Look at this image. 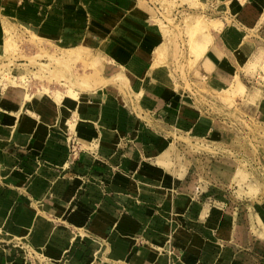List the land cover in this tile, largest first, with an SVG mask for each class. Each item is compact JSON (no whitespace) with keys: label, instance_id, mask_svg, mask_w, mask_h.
Returning <instances> with one entry per match:
<instances>
[{"label":"crops","instance_id":"crops-1","mask_svg":"<svg viewBox=\"0 0 264 264\" xmlns=\"http://www.w3.org/2000/svg\"><path fill=\"white\" fill-rule=\"evenodd\" d=\"M195 2L220 25L183 79L157 1L0 0V44L18 25L126 80L60 102L0 89V264H264V195L235 181L262 190V144L223 159L178 139L233 128L212 105L237 82L263 131L264 0Z\"/></svg>","mask_w":264,"mask_h":264},{"label":"rangeland","instance_id":"rangeland-1","mask_svg":"<svg viewBox=\"0 0 264 264\" xmlns=\"http://www.w3.org/2000/svg\"><path fill=\"white\" fill-rule=\"evenodd\" d=\"M151 1H157L158 6L163 11L161 14L166 24L165 28L173 41V56L184 79L185 68L190 71L195 66L190 59H193V56L195 58L200 57L204 51L205 44L201 43L204 40L202 33L208 31L211 25L217 27L220 22L216 21L215 23L213 21V23L210 21L208 23L205 21L204 19H208L205 15H202L205 13L198 11L199 4L195 0ZM0 45V89H20L24 100H31L33 94L35 95L36 93L37 95H50L54 99V96L58 95L59 97H56L55 101L60 102L64 96L76 99L77 92H90L107 83L113 84L118 81L121 87L125 85L126 80L123 75L106 74L97 60L50 52L44 40L18 25L5 27L4 39ZM178 58L184 61L181 60V63L178 64ZM263 59L264 57L261 58V60ZM258 65L261 68L256 67ZM249 68H254L249 71L250 73L256 74L259 79H264V60L260 64L250 65ZM185 82L186 87L189 88L187 80ZM239 84L242 85L237 82V86L231 85L224 90L218 96L220 99L216 96L218 101H215L214 105H212L214 109L215 107L217 108L219 116L223 117L229 112L234 117V119H231L234 122L233 128L223 124L226 131L218 133L213 138L194 142L187 136H180L178 138L180 139L179 141L188 144L197 151H207L211 154L216 151L215 153L224 154L223 159L234 158L231 153L237 156L236 153L240 154L243 152V148H249L246 151H250L251 155L254 153V157L259 156L258 152L260 150L258 151L254 144L259 141L263 146L262 148H264V129L262 131L261 126L255 120L240 121L239 113L241 110L238 103L234 102L237 96L241 97L243 96L241 94L244 93V87L240 90ZM54 92L57 94L55 95ZM199 92H201L200 94H205L204 89ZM202 98L204 100V97ZM205 101L208 105V99ZM68 125L69 123L67 122L66 130H70ZM68 135L69 159L74 160L79 144L75 135L72 133ZM247 143H249L248 146ZM260 162L263 163V180H261L263 188L261 191L252 183L246 184L249 183V180L247 181L248 176L242 173L244 171L238 170L239 172H237L236 184L239 187L247 185L248 195H257L259 193L264 195V162L261 158Z\"/></svg>","mask_w":264,"mask_h":264},{"label":"bare ground","instance_id":"bare-ground-1","mask_svg":"<svg viewBox=\"0 0 264 264\" xmlns=\"http://www.w3.org/2000/svg\"><path fill=\"white\" fill-rule=\"evenodd\" d=\"M213 23H214V22H213ZM215 23H216V22H215ZM241 87H242V88H241ZM239 89L242 90V89H243V85H240V84H239ZM54 93H55V92H54ZM56 94H57V93H55V95H56ZM54 97H55V99H57L56 97H59V96L57 95V96H54ZM62 97H63V95H62ZM61 99H62V98H61Z\"/></svg>","mask_w":264,"mask_h":264}]
</instances>
